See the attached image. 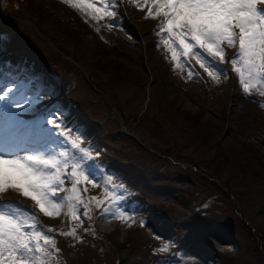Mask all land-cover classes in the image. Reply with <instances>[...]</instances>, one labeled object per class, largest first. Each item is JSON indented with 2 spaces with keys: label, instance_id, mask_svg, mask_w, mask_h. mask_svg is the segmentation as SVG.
<instances>
[{
  "label": "rangeland",
  "instance_id": "374dc122",
  "mask_svg": "<svg viewBox=\"0 0 264 264\" xmlns=\"http://www.w3.org/2000/svg\"><path fill=\"white\" fill-rule=\"evenodd\" d=\"M74 2L85 7L0 0V57L10 54L0 75L12 74L0 107L31 141L65 152L68 173L74 163L92 173L63 180L59 214L44 215L11 189L0 195L5 214L19 210L7 204H26L37 217L36 231L58 249H44V264H264V81L245 93L234 70L238 41L223 42L224 71L208 68L210 77L202 49L184 57L180 33L161 34L153 0ZM109 2L115 15H89L87 3ZM127 12L135 25L124 22ZM11 52L39 61L55 84L42 89L34 67L24 72ZM117 213L124 220L104 229ZM25 217L16 219L24 226L33 219Z\"/></svg>",
  "mask_w": 264,
  "mask_h": 264
},
{
  "label": "snow or ice",
  "instance_id": "6c2138e0",
  "mask_svg": "<svg viewBox=\"0 0 264 264\" xmlns=\"http://www.w3.org/2000/svg\"><path fill=\"white\" fill-rule=\"evenodd\" d=\"M64 2L76 9L85 7L74 0ZM153 2L156 14L162 12L163 15L161 34L165 31L168 34L174 31L180 33L178 46L184 57L191 53L200 56L198 49H202L208 59L201 57L200 66L205 67L207 64L205 71H208V68L224 71L218 67L224 60L222 44L226 41L228 45L234 46L238 41L237 57L241 67H234V70L239 73L245 93L249 92L253 81H264V7L257 6L258 0H153ZM259 3L264 4V0H259ZM86 7L91 10L89 15L94 19L102 15H115V10H110V2L102 3L101 7L87 3ZM151 15L150 11L149 16ZM236 29L239 30L238 33ZM164 43L172 50L175 60L176 52L172 49V44L168 40ZM237 62L236 58L231 61L233 66ZM208 75L211 77L213 72L208 71ZM4 99V96H0V100ZM8 106H12L11 100L8 101ZM15 107L22 106L15 104ZM64 156L65 152L57 153L45 146L0 151V195L10 189L18 191L24 197L31 198L44 215L59 214L61 204L55 198L63 186V180L68 176L76 177L78 169H83L79 175L85 180L92 176L83 165L75 163L71 166V173H68L67 160L60 159ZM75 187L74 183L73 191ZM4 204L5 202L0 200V264H37V261L44 264L40 257L44 255L45 248L51 246L53 250L58 251L55 249L54 239L40 231L33 233L25 231L11 210L5 214ZM68 234L75 235L74 231Z\"/></svg>",
  "mask_w": 264,
  "mask_h": 264
},
{
  "label": "bare ground",
  "instance_id": "6f19581e",
  "mask_svg": "<svg viewBox=\"0 0 264 264\" xmlns=\"http://www.w3.org/2000/svg\"><path fill=\"white\" fill-rule=\"evenodd\" d=\"M10 54H7L4 59H8ZM12 75V74H9ZM19 75V74H17ZM1 117V116H0ZM13 129V123H11L9 121V118L5 115H2V117L0 118V141L9 136L8 134L11 132V130ZM33 139L27 138L26 142L22 145L21 148H28V147H37L39 144L37 141H31ZM2 146L0 145V148ZM118 217V214L116 216H114V218ZM113 221V220H112ZM112 221L107 222L106 224L101 225L104 229H108L111 225H112ZM224 238H221L220 241H223ZM199 252V254L202 253V256H204L205 258H209L211 256V252L207 251V250H202V249H195ZM158 264V263H157Z\"/></svg>",
  "mask_w": 264,
  "mask_h": 264
}]
</instances>
